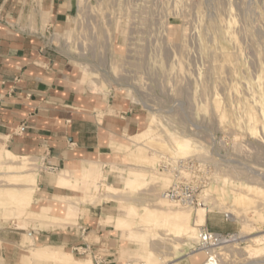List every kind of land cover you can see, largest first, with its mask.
Masks as SVG:
<instances>
[{"label":"rangeland","instance_id":"obj_1","mask_svg":"<svg viewBox=\"0 0 264 264\" xmlns=\"http://www.w3.org/2000/svg\"><path fill=\"white\" fill-rule=\"evenodd\" d=\"M55 43L81 71L86 90L107 105L140 110L144 120L121 140L124 146L113 159L99 162L100 189L90 187L88 197L79 186L63 194L82 200L75 227L50 224L42 231L27 210L0 202V264H23L31 249L59 245L48 235L64 233L80 240L79 246H90L91 252L80 255L73 246L64 251L92 264L95 255L117 263L148 264L147 251L156 254L158 264L207 261L205 254L198 262L197 256L190 257L197 243L183 244L186 236L171 235L169 226L156 228L138 214L125 215L124 206L131 204L138 213L144 205L160 206L171 184V176L158 169L162 156L209 163L208 203L213 209L203 227L242 238L220 249L215 261L264 264V254H249L257 247L250 239L264 234V220L254 213L264 209V196L240 206L231 205L233 200L226 196L227 191L230 198L239 193L240 183L264 188V0H76L75 15L68 28L56 34ZM150 123V134L138 139ZM175 139H186L191 147L179 151ZM139 169L149 183L139 190L124 189L130 171ZM35 171L53 173L40 165ZM225 179L238 186L225 188ZM7 184L0 175V190L10 187ZM107 186L119 189L120 199L104 198ZM37 189L32 210L39 212L54 196H41ZM120 217L128 221L124 229L115 227ZM129 226L135 230L129 231Z\"/></svg>","mask_w":264,"mask_h":264},{"label":"crops","instance_id":"obj_2","mask_svg":"<svg viewBox=\"0 0 264 264\" xmlns=\"http://www.w3.org/2000/svg\"><path fill=\"white\" fill-rule=\"evenodd\" d=\"M75 9L76 0H0V151L38 159L53 173L113 159L144 120L140 110L107 105L86 90L81 71L55 43ZM53 173L39 175L38 194L68 196ZM46 238L81 247L66 233Z\"/></svg>","mask_w":264,"mask_h":264},{"label":"bare ground","instance_id":"obj_3","mask_svg":"<svg viewBox=\"0 0 264 264\" xmlns=\"http://www.w3.org/2000/svg\"><path fill=\"white\" fill-rule=\"evenodd\" d=\"M253 121L258 122V118H253ZM152 122L153 120L151 121V123ZM151 123L147 130L136 135L138 139H140L141 137H147L150 134V132L152 131ZM175 144H176L175 148H177V150L179 151H187L191 147L190 142L186 139H175ZM121 146L123 147L124 145ZM144 159L147 161L146 158ZM36 161H38V159L36 160L30 157H20L15 155L9 150L0 151V175L7 178L9 183L7 185H10V187H6L5 189L0 190V202L4 204L5 203L8 204L9 202L11 203L10 204L11 206L14 204V206L19 211L25 212V210H27V212L31 216L39 220L40 224L38 226L40 227L39 229L42 231H46V228L50 224H56L57 227L60 228L61 227L66 228L69 225L75 227L77 225L76 221L78 218V214L82 210L80 208V202L82 200L80 199H72L69 196L54 195V198H52V201H54L53 203L51 202L45 205H41V206L39 205L40 206L39 212L32 210L35 202L34 196L36 193V189L38 188V175H39L38 171H35V168H38V165H40V163H37ZM75 174H77L79 178H76L74 176ZM102 174H103V170L98 162L87 161L86 163H82L78 168H75L74 170L58 171V176L55 180V184L60 188H64L68 190H74L79 186L80 190L85 193V196L88 197L90 187H94L96 191L100 189L101 186H99L100 183L99 178ZM148 178H147V174L144 173V171L143 172L140 171V169L139 171H134V170L132 172L130 171L129 176L126 179V183H125L126 186H124V189L126 187L127 188L126 190L135 189V188H138L139 190V188H142L149 183ZM223 182L225 188L227 187L226 185H230V184L233 186L237 185L236 184L237 182L236 183L231 182L230 180L227 179H225ZM239 187H240L239 190L240 192L239 191H238L239 193L235 192L233 194V198H230V194L228 193V191L226 192V196L229 199L233 200V204L231 205L240 206L241 204H245V203L253 204V202H255L254 201L255 199L264 196V188L258 185L245 182V183H240ZM225 188L223 189L224 191ZM105 189L107 193L104 198L108 197V198L117 199L120 197V195L118 194L120 193L119 189L114 188L112 186H107ZM126 190H123V192ZM224 191L222 192V195ZM117 194L119 195V197H117ZM87 197H83V198H87ZM162 197L164 199H161L158 203V205L160 206L150 207L148 205L146 206L144 205L142 209L143 206L142 204L141 209L143 211L140 213L137 212V207L135 204L124 206L126 217H132L138 214L139 217L141 216L143 221L148 226L153 225L156 228L169 226V231H170L169 233H171V235L173 234L175 237L186 236V239L184 240L183 244L194 246L197 243V238H198L197 234L199 230L201 229V227L204 226V224L207 221L209 212L212 211L213 209L212 205H210L211 203L210 204L207 203L204 207L198 208L194 212H192V210L176 211L175 210L176 206L170 203L169 201H167L164 195ZM219 199H221V197ZM24 212L23 214H25ZM254 213L257 214L258 220H264V209L261 211L255 210ZM56 221H61V222H56ZM116 223L118 224L117 225L115 224L116 225L115 227L119 229L128 226V221L121 217L118 219V221H116ZM153 226L152 228H154ZM50 227L52 226L50 225ZM20 228L25 229L24 226ZM132 229L135 230L134 228ZM128 230L131 231L130 226ZM139 236L141 238L146 239L145 238L146 234L144 233H140ZM27 238L29 240L30 246H33V244H31L34 243L33 236L29 235ZM147 241L145 243H147ZM250 241L256 244L257 247L251 249L249 254L254 256L257 254L263 255L264 234L258 236L256 235L252 237ZM1 243L2 241L0 240V245ZM201 254H205V253L202 251L194 250L192 253L189 254V256L190 257L197 256L195 259L198 262L201 260L202 257ZM215 258H216L215 253L211 254V258L201 264H218L215 261ZM144 259L148 264H158L159 258L156 256V254L153 251H147V254L144 256ZM22 262L23 264H92L91 260L81 261L78 258H76L72 253L65 252L64 245H54V244H47V245L39 246L38 248L31 249V253L29 255H25L23 257Z\"/></svg>","mask_w":264,"mask_h":264},{"label":"built area","instance_id":"obj_4","mask_svg":"<svg viewBox=\"0 0 264 264\" xmlns=\"http://www.w3.org/2000/svg\"><path fill=\"white\" fill-rule=\"evenodd\" d=\"M158 169L171 176V184L164 192L167 201L180 208H201L208 202V192L211 185L210 165L207 161L194 162L193 160H173L167 156H162L158 162ZM227 220H231L226 213ZM241 236L236 233H219L209 229L207 226L201 227L198 232L195 249L205 253L207 260L211 254L220 255L219 250L237 244L241 241ZM80 255H87L91 252V247L74 248ZM96 264H107L102 257L94 256ZM116 264H136L133 262ZM138 264H144L140 262Z\"/></svg>","mask_w":264,"mask_h":264}]
</instances>
